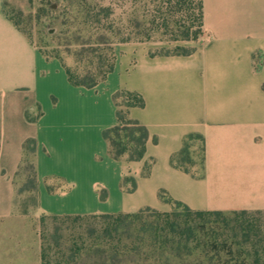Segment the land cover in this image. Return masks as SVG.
<instances>
[{"label": "crops", "instance_id": "crops-1", "mask_svg": "<svg viewBox=\"0 0 264 264\" xmlns=\"http://www.w3.org/2000/svg\"><path fill=\"white\" fill-rule=\"evenodd\" d=\"M203 13V35L190 54L117 43L114 70L86 88L70 83L63 63L31 43L0 0V227L22 226L0 232V264H41L40 237L15 207L30 138L37 141L35 218L170 212L161 191L197 211H264V0H203ZM121 90L145 101L129 110L149 132L141 161L113 159L103 136L118 124ZM189 135L202 137L205 160L185 172L171 158ZM126 175L137 181L134 192L122 188Z\"/></svg>", "mask_w": 264, "mask_h": 264}, {"label": "trees", "instance_id": "trees-1", "mask_svg": "<svg viewBox=\"0 0 264 264\" xmlns=\"http://www.w3.org/2000/svg\"><path fill=\"white\" fill-rule=\"evenodd\" d=\"M123 1L117 0L120 6ZM155 1L158 4L154 9V19L150 22L151 29L163 30L174 41L198 42L201 39L203 0ZM39 2L41 12L57 13L68 0ZM102 10L108 19L110 7H102ZM3 11L21 31L16 18L10 16L4 6ZM88 16L94 24L103 21L101 14L93 17L89 13ZM55 20L61 30L66 26V23L58 21L59 17H55ZM89 32L92 37H96V42L88 49H83L81 58L75 54L77 61L83 64L81 67H70L59 54L52 55L40 49L48 58H57L63 63L70 83L76 87H95L115 67L114 48L107 50L101 47L110 46L111 36L107 33H94L92 28ZM150 37L148 35L147 39L133 40L129 36L120 43L146 42ZM192 51L193 48L176 52L156 51L153 55H187ZM114 101L118 124L103 132L109 143V154L115 160L141 161L146 156L149 132L139 121L129 117V110L144 107L145 101L139 93L126 90L118 91ZM28 118L36 120L29 115ZM198 140L202 149L199 166H203L205 146L199 135L187 137L181 151L171 158V164L190 172L188 165H196L192 149ZM23 151V159L15 177V207L22 215L30 216L31 208L38 206L39 181L35 163L37 141L27 139ZM153 162L151 160V164ZM151 164L145 168V176L149 175ZM22 172L28 177L19 187L18 179ZM127 183L131 186L127 187ZM122 188L134 192L137 188L135 177L126 176ZM49 191L53 192L54 188L49 187ZM25 193L32 196L30 207L26 201L19 203V197ZM159 196L173 204L172 211L162 212L145 207L131 213L42 216L39 220L41 264H264V231L260 217L264 211H197L173 201L164 191ZM47 220L56 224L49 233L45 230Z\"/></svg>", "mask_w": 264, "mask_h": 264}, {"label": "rangeland", "instance_id": "rangeland-1", "mask_svg": "<svg viewBox=\"0 0 264 264\" xmlns=\"http://www.w3.org/2000/svg\"><path fill=\"white\" fill-rule=\"evenodd\" d=\"M2 3L9 15L16 18L19 28L33 44L45 53L59 54L67 65L73 68L83 65L77 61L75 54L77 53L78 57L81 58L83 49H88L96 42V37L90 35L91 28L94 33H107L111 36L110 46H101L107 50L110 47L114 48L117 43L129 36L133 40H142L147 39L148 35H151V37L146 42L163 45L157 50L158 52H176L192 48L193 42L174 41L171 40L169 35L164 34L163 30L155 31L150 28V22L154 19V9L158 4L155 0H124L121 6L117 0H68L57 13L41 12L39 0H2ZM102 7H110L111 12L108 19L105 18ZM89 13L93 17L101 14L100 17L103 18V21L92 23L88 16ZM55 17H59V22L66 23L62 30L55 24L57 22ZM112 33L113 35H111ZM89 42L91 43L84 45ZM107 50L105 53H107ZM192 151L196 165H188L190 169L199 167L201 163L202 149L199 140L196 141ZM27 177V174L22 172L21 177L18 179L19 187L24 184ZM126 186L130 187L131 184L127 183ZM99 192L103 200L109 195L106 189H101ZM24 201L30 207L32 204L30 193H25L19 197L20 204ZM31 212L32 214L28 218L32 222L33 233L39 235L41 229L39 220L41 217L35 218L33 208H31ZM260 217L264 231V214ZM55 225L53 221L47 220L45 223L46 232L52 231ZM15 229L22 231V226H3L0 227V232L10 233Z\"/></svg>", "mask_w": 264, "mask_h": 264}]
</instances>
